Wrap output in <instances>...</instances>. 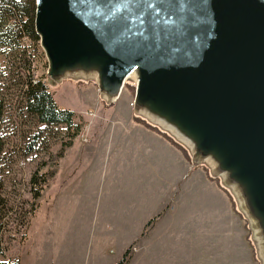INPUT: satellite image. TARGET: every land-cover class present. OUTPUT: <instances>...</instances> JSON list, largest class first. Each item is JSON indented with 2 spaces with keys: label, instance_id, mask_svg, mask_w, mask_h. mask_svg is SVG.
Listing matches in <instances>:
<instances>
[{
  "label": "water",
  "instance_id": "obj_1",
  "mask_svg": "<svg viewBox=\"0 0 264 264\" xmlns=\"http://www.w3.org/2000/svg\"><path fill=\"white\" fill-rule=\"evenodd\" d=\"M35 30L52 86L107 105L135 86L134 115L222 180L264 264V0H36Z\"/></svg>",
  "mask_w": 264,
  "mask_h": 264
},
{
  "label": "rangeland",
  "instance_id": "obj_2",
  "mask_svg": "<svg viewBox=\"0 0 264 264\" xmlns=\"http://www.w3.org/2000/svg\"><path fill=\"white\" fill-rule=\"evenodd\" d=\"M35 66L34 76L49 85L60 108L76 112V116L83 118V129L98 118H112L115 104L116 110L124 106L133 108L135 86L132 83H127L115 104L107 105L100 99L96 83L65 80L52 86L48 64L45 66L44 61H38ZM2 74L3 70L0 71V130L5 151L1 165L3 185L0 189L14 212L17 211L18 222L23 214L26 218L21 227L11 225L3 242L9 255L15 256L20 264H119L128 250L130 255L125 264H261L256 242L250 236L254 253L248 241L249 227L247 230L245 222L233 210L237 221V225L233 224L234 239L232 235L203 237L199 232L198 236H180L182 227L179 228L177 222H171L165 228L158 226L157 233H154L156 237L144 240L145 249L137 251L136 242L130 246L132 240L124 237L119 228L124 210L120 204L118 181L111 182L110 189L104 185L107 167L101 168L102 181L99 180L95 185L97 187L92 188L94 182L89 176V167L92 166L93 155L99 152L102 156L107 154L110 169L113 170L115 151V145L100 148L108 139L100 142L99 133H95L96 127L90 133L87 131L90 143L84 144L79 137L73 149L65 150L67 158L62 160L60 173L54 178L48 175L49 185L34 203L29 181L37 170L49 172V159L61 150L65 139L64 128H54L55 135L46 134L41 149L27 153L26 143L38 127L34 119L25 114L20 92L11 81L12 76H8L9 83H6ZM90 111H96V118L85 116ZM189 159L192 165L191 156ZM192 168H202L207 172L209 180L227 196L232 209L230 196L221 188L222 180L212 177L207 165ZM236 206L238 208L237 203Z\"/></svg>",
  "mask_w": 264,
  "mask_h": 264
},
{
  "label": "crops",
  "instance_id": "obj_3",
  "mask_svg": "<svg viewBox=\"0 0 264 264\" xmlns=\"http://www.w3.org/2000/svg\"><path fill=\"white\" fill-rule=\"evenodd\" d=\"M115 107L112 118L93 120L88 128V133L97 128L100 142L108 139L100 145L101 149L115 145L113 170L107 154L102 156L99 152L92 157L89 176L94 182L92 188H96V183L102 181L101 168L107 167L104 185L110 189L111 182L118 181L124 210L119 228L124 237L132 240L130 246L136 242L137 251L145 249L144 240L156 237L158 226L165 228L171 222L182 227L180 236H198L199 232L203 237L232 235L234 239V209L224 192L209 180L207 172L192 168L185 153L137 121L131 106L118 110ZM162 212L145 232L148 222Z\"/></svg>",
  "mask_w": 264,
  "mask_h": 264
},
{
  "label": "trees",
  "instance_id": "obj_4",
  "mask_svg": "<svg viewBox=\"0 0 264 264\" xmlns=\"http://www.w3.org/2000/svg\"><path fill=\"white\" fill-rule=\"evenodd\" d=\"M35 17L36 0L0 1V71L3 70V80L6 83H9L8 76H12L11 81L20 92L25 114L33 118L38 127L30 136L29 142L26 143L27 153L32 154L36 150L41 149V146L44 145L46 134L55 135L54 128H64L65 139L62 141L61 150L52 154L49 159L51 161L49 172L41 173L40 170H37L31 176L29 192L33 202L41 198L46 191L49 185L48 175L54 178L60 173L62 160L66 156L65 150H71L75 145L76 139L83 133V126L77 122L76 113L60 108L56 104L54 95L50 91L48 84L43 83L41 78L37 79L34 76L35 65L38 61H44L45 66H47L46 57L40 47V39L35 30ZM134 118L163 135L170 143L190 158L187 150L168 134L139 117L134 116ZM2 137L0 130V188L3 185L1 165L5 151V143ZM211 179L213 178L211 177ZM213 180L217 181V179ZM221 188L230 196L234 211L245 222L248 230L247 220L238 210L235 199L227 189L223 186ZM10 205L8 198L0 189V264H20L15 256L9 255L3 240L11 225L14 224L21 227L26 223V218L23 214L22 220L19 223L17 211L14 212L13 206ZM163 214L164 212L152 218L146 225L145 232ZM14 216L15 218L13 219ZM250 234V230H248V241L255 253L254 246L250 240ZM25 235L22 236V239L25 238ZM128 255H130V250L124 254L119 264H125Z\"/></svg>",
  "mask_w": 264,
  "mask_h": 264
},
{
  "label": "built area",
  "instance_id": "obj_5",
  "mask_svg": "<svg viewBox=\"0 0 264 264\" xmlns=\"http://www.w3.org/2000/svg\"><path fill=\"white\" fill-rule=\"evenodd\" d=\"M85 116H87L88 118L94 119V118H96L97 114H96V111H90V112L85 113ZM79 122H80V120H79ZM87 131H88V127H86V129L84 128V134H81V136H80L81 141L84 143L88 142Z\"/></svg>",
  "mask_w": 264,
  "mask_h": 264
}]
</instances>
